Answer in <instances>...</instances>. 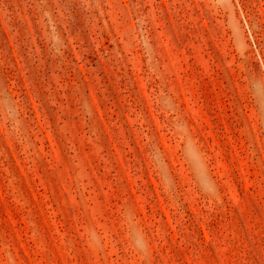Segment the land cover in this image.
Masks as SVG:
<instances>
[{
    "label": "rangeland",
    "instance_id": "obj_1",
    "mask_svg": "<svg viewBox=\"0 0 264 264\" xmlns=\"http://www.w3.org/2000/svg\"><path fill=\"white\" fill-rule=\"evenodd\" d=\"M0 264H264V0H0Z\"/></svg>",
    "mask_w": 264,
    "mask_h": 264
}]
</instances>
